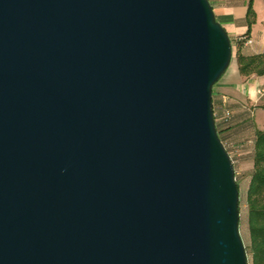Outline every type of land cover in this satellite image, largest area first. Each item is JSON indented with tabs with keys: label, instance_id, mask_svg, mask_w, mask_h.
<instances>
[{
	"label": "water",
	"instance_id": "1",
	"mask_svg": "<svg viewBox=\"0 0 264 264\" xmlns=\"http://www.w3.org/2000/svg\"><path fill=\"white\" fill-rule=\"evenodd\" d=\"M210 0H0V264H249Z\"/></svg>",
	"mask_w": 264,
	"mask_h": 264
},
{
	"label": "crops",
	"instance_id": "2",
	"mask_svg": "<svg viewBox=\"0 0 264 264\" xmlns=\"http://www.w3.org/2000/svg\"><path fill=\"white\" fill-rule=\"evenodd\" d=\"M251 0H210L217 20L225 27L231 40L243 37L248 31L247 11ZM256 14L249 39L244 43L243 53L247 55L264 53V0H253ZM231 68L214 86L213 95L218 107L222 98H228V107L233 113V132L226 134V143L232 149V156L242 159L251 151L244 147L254 144L255 131L264 129V94L257 91L264 88V76H243L239 72L236 57L231 62ZM261 113V119L258 118ZM252 131L254 132L251 136ZM254 146V145H253ZM253 148V147H252ZM248 187V186H247Z\"/></svg>",
	"mask_w": 264,
	"mask_h": 264
},
{
	"label": "trees",
	"instance_id": "3",
	"mask_svg": "<svg viewBox=\"0 0 264 264\" xmlns=\"http://www.w3.org/2000/svg\"><path fill=\"white\" fill-rule=\"evenodd\" d=\"M255 17L253 0H251L247 11L248 31L241 37V41L235 42L232 40L233 46L236 47V59L239 72L246 77L251 75L264 76V53L253 55L243 53V46L245 41L249 39L250 30L255 22ZM213 103L214 116L215 119H217L222 115L224 109L223 106L218 107L214 100V95ZM233 128L234 125L232 120L227 124L218 125L220 137L234 162L236 180L239 185L235 158L232 156L231 150L226 143V134L232 133ZM246 201L248 204V228L251 242L250 249L246 247L247 255L248 252L251 254V260L248 262L249 264H264V129H257L255 131L252 150V172L247 187Z\"/></svg>",
	"mask_w": 264,
	"mask_h": 264
},
{
	"label": "rangeland",
	"instance_id": "4",
	"mask_svg": "<svg viewBox=\"0 0 264 264\" xmlns=\"http://www.w3.org/2000/svg\"><path fill=\"white\" fill-rule=\"evenodd\" d=\"M234 51V58L236 57V47L233 46ZM233 58V59H234ZM230 64V68H231ZM233 66V65H232ZM229 69V68H228ZM227 69V70H228ZM258 118L261 119V113H259ZM254 132L252 131L251 136L252 137ZM251 145L247 147H244L246 151H251L250 153H247L243 156L242 159H238L235 155L233 157L235 158V164L237 168V177L239 180L240 185V233L242 236V239L244 241V244L247 248L250 249V235H249V228H248V204L246 201V192H247V186L250 180V174L252 172V150H253V143H250ZM232 151V149L230 148ZM251 260V254L248 252V261Z\"/></svg>",
	"mask_w": 264,
	"mask_h": 264
},
{
	"label": "built area",
	"instance_id": "5",
	"mask_svg": "<svg viewBox=\"0 0 264 264\" xmlns=\"http://www.w3.org/2000/svg\"><path fill=\"white\" fill-rule=\"evenodd\" d=\"M241 40H242V38L240 37V38H237L234 41L238 42V41H241ZM251 42H252L251 39H248V40L245 41V43H251ZM257 94L259 96H263L264 88L259 89L257 91ZM222 105H223L224 111H223L222 115L216 119L217 127H218L219 124H227V123H229L232 120V117H233V113L228 107V98L227 97H223L222 98Z\"/></svg>",
	"mask_w": 264,
	"mask_h": 264
}]
</instances>
